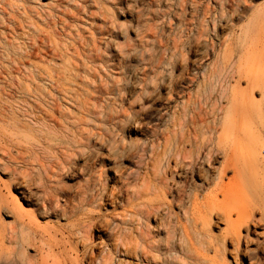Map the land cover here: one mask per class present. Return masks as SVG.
Instances as JSON below:
<instances>
[{
  "label": "bare ground",
  "instance_id": "6f19581e",
  "mask_svg": "<svg viewBox=\"0 0 264 264\" xmlns=\"http://www.w3.org/2000/svg\"><path fill=\"white\" fill-rule=\"evenodd\" d=\"M137 1L0 0V258L5 245L65 264L252 251L264 3Z\"/></svg>",
  "mask_w": 264,
  "mask_h": 264
},
{
  "label": "rangeland",
  "instance_id": "374dc122",
  "mask_svg": "<svg viewBox=\"0 0 264 264\" xmlns=\"http://www.w3.org/2000/svg\"><path fill=\"white\" fill-rule=\"evenodd\" d=\"M141 1L140 0L137 1V4H139ZM258 2L261 4V3H264V0H259V1H257V3ZM5 74H6V72H3V70L0 71V75L3 76ZM262 139H263V145L260 147V150H259V152H260V155H259L260 162H264V130H263V138ZM248 172L250 173L251 177L253 178L252 181H255V182L257 181V183H259L260 185L261 184L264 185L263 184L264 183V170H263V167L262 168H257L256 170L249 169ZM228 176H231V174H229ZM255 177H256V179H255ZM262 187L264 188V186H262ZM108 208H110V207H108ZM250 223L252 225L251 228L254 229L255 233H256V236L252 237V240H254V241H251L252 245H250V247H251L252 251L250 250V253L251 252L253 253L255 251L256 252H255V254L254 253L253 254L252 253L251 254L248 253V255L244 254L243 256L240 257L239 260L243 262L242 264H247L250 255L251 256L253 255L254 256V257H252L253 261H255V259H257L256 264L257 263L258 264H260V263L264 264L263 263V261H264V253L262 252V249H261L262 246H264V217L259 215V213H255L252 216ZM216 230H217L216 228H213V232H216ZM93 234L95 236H97V234H99V233L97 231H94ZM255 239L259 243L256 241V243L253 244L255 242ZM255 245L256 246L258 245V246L255 247ZM33 249L32 248L28 249V252L35 253L34 252L35 249L34 250ZM256 249L259 250V251H257ZM99 250H101V249L97 246L96 249H95V252L97 253ZM4 252H5L6 256H3L2 258H0V264H65L64 259H60V258L53 257V256H48L46 246H43V247L40 248V252L38 254L39 256H37L35 259H26V258H24L22 256L23 249H21L19 246H16V245H11V246L5 245L4 246ZM117 257L123 259V257L121 256V253H118L116 258ZM260 257H262L261 260H260ZM41 258H43V259H41ZM258 258H259L260 261L258 260ZM129 260H131V262H133V261L136 262V260H133V259H129ZM90 261H91V259H82V263L81 262H79V263L80 264H93V263H90ZM76 264H78V263H76Z\"/></svg>",
  "mask_w": 264,
  "mask_h": 264
}]
</instances>
